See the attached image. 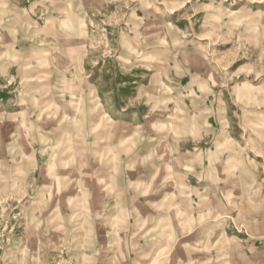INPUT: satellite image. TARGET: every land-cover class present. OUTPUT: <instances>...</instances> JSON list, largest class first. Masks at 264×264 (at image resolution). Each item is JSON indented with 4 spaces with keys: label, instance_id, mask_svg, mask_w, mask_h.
I'll list each match as a JSON object with an SVG mask.
<instances>
[{
    "label": "clouds",
    "instance_id": "clouds-1",
    "mask_svg": "<svg viewBox=\"0 0 264 264\" xmlns=\"http://www.w3.org/2000/svg\"><path fill=\"white\" fill-rule=\"evenodd\" d=\"M11 2L12 0H0V28L10 32L13 37L19 29L25 33L24 39L34 40L40 33L29 35L26 30L33 25H20L12 20L9 10ZM44 2L47 4L44 13L55 14L49 15L48 25L51 27L45 35L46 39L50 37L52 40L50 53L41 56L24 53L18 55L13 46H7V51L0 54V63L11 60L17 65L16 76L20 78L21 83L17 102L27 106L29 113L35 115L37 120L41 112L47 113L54 120L55 126L52 132L47 134L41 133L36 122H33L34 135L29 138L30 143L40 145L41 156L47 154L51 159L59 157V167H64V162L79 167L86 158H92L91 149L101 138L109 140V132L114 123L119 122L127 126L129 122H136L135 131L141 134L142 142L150 145L148 155L133 157L124 153L127 159L121 161V165L123 168L151 165L154 174L145 180L143 186L124 183L120 189L121 196L130 194L133 201L148 196L150 192L155 191L153 182L161 169H166L170 178L175 177L179 181L175 195L167 197L163 203L155 206L166 216L174 213L177 226L174 229L166 219L162 227L154 230L150 239L163 237L170 248L181 236L198 230L195 239L199 243L192 247L197 251H207L211 258L195 261L189 259L188 264H249L241 252L242 242L235 236L228 237L225 230L235 224L241 231L249 232L251 237L264 240V229L257 232L255 227L257 222L264 226V180H258L257 177V168H264V165H256L246 155L247 148H251L257 155H264V134L256 141L249 139L245 148H240L226 119H220V127L224 130L222 135H218L220 129L207 123L209 116H217V111L206 101L212 96V104L217 103L219 94L213 91L216 81L212 73H218L226 67L216 59L212 48L218 40H234V54L243 49L247 55L248 46L251 45L264 47V0H209L208 3L192 0V16L203 12L206 18L201 25L202 33L211 37L206 44L201 43L200 38L192 31L191 16L187 17L189 26L185 31L167 22V13L183 7L182 4H173L170 0H103L101 8L107 4H116V13L113 15L118 17L123 26H118L113 18L108 16L93 24L92 20L97 17L98 10L91 4L86 10L84 0ZM184 2L188 3L189 0ZM237 3L243 4L241 9L238 12L230 11L232 5ZM137 9L144 10V19L148 20L147 26L144 25V19L136 15ZM148 9H152V12L149 13ZM105 23L113 25L111 40L105 36ZM69 25L72 27L69 28ZM3 39L0 34V49L5 47ZM69 48L74 49L78 55L70 56ZM106 52L111 58L112 67L119 66L120 72L125 75L136 67L149 70L139 74L134 98L120 97L123 107L119 110L114 102V93L122 85L106 90L103 78L93 80L92 74L85 70L86 63L96 65L97 60L104 59ZM104 67L100 65V70L103 71ZM258 67L264 71V64ZM149 73H154L151 79ZM0 76L8 78V74L2 70ZM184 76L190 77L187 86L179 84V80ZM231 79L225 72L220 87L227 88ZM42 80L47 81L46 86L40 85ZM144 80H148V83L144 84ZM164 80L172 84V87L162 86ZM33 81L36 83L33 84ZM252 91L254 97L251 101L238 98L239 103H251L255 108H264V88ZM232 92L235 94V90ZM37 96L40 98L39 103ZM185 98L191 99V107L184 104ZM169 102L177 105V113L163 125L154 123L156 117H153L152 113L166 108ZM131 105H145L148 108L142 121L140 111L127 110ZM85 106L89 117L86 132L82 128ZM181 108L182 112L179 111ZM245 111L247 112V107ZM109 113L116 118L115 121ZM97 120H102V128L97 127ZM250 126L252 125L247 121L241 122L245 131ZM254 127L264 129V120ZM149 129L164 131L167 135L160 144L151 146V142L143 135L146 132L151 135ZM48 135L54 138L48 139ZM86 137L93 138L92 144L86 142ZM209 137L211 139H208ZM189 140L196 144L204 140L216 150L213 152L210 149H197L191 153L181 152V144ZM12 151H15L20 159L17 160L14 156L12 162L0 173V182L3 184V187H0V195L16 199L17 196L22 198L25 189L33 188L34 182H28L27 173L33 170L34 165L31 164L30 158L24 157L18 149ZM165 156L169 159L165 160ZM25 160H29V165L27 171H22L21 163ZM173 169L187 170L174 172ZM221 175L235 177V180L229 184L227 179H220ZM17 176L22 178L19 184L13 181ZM189 176L205 183L192 187L188 181ZM9 181H13L11 188L8 186ZM98 182L104 184L105 180L99 179ZM108 187L111 190L112 185ZM201 188L204 191H200ZM197 202L202 207L193 212L191 205ZM116 207H120L119 203ZM132 212H135L134 208ZM111 213L112 209L105 205L96 218L115 229ZM32 223L29 220V224ZM120 231L125 233L124 240L129 243V249L134 250L135 245L130 243L127 227ZM111 235L115 237L117 232L114 230ZM116 242L119 243V239ZM14 247L15 254L11 258H3L5 264H33L31 260L26 259L24 248L19 244H14ZM212 253L214 255H211ZM234 253L239 256L238 261L232 259ZM161 264H167V261L163 260Z\"/></svg>",
    "mask_w": 264,
    "mask_h": 264
},
{
    "label": "rangeland",
    "instance_id": "rangeland-1",
    "mask_svg": "<svg viewBox=\"0 0 264 264\" xmlns=\"http://www.w3.org/2000/svg\"><path fill=\"white\" fill-rule=\"evenodd\" d=\"M170 2L180 3L183 7L175 8L167 13V22L185 31L189 26L187 17L191 16L192 31L197 34L201 43L206 44L211 37L202 33L201 30V25L206 19L204 13L198 12L192 16L190 11L192 0L188 3L184 0H170ZM201 2L208 3L209 0H201ZM84 3L86 10L89 4L98 10L97 17L92 20L93 24L108 16L112 17L118 26H123L118 17L113 15L116 13V4H107L101 8L103 0H84ZM242 6V3L232 5L230 11L238 12ZM45 8L47 4L44 0H12L9 9L12 20L20 25H33L26 30L27 34L40 33V35L34 40H27L23 38L25 33L19 29L13 37L10 32L0 28V34L4 37L3 45H5L3 49H0V54L7 51V46H13L18 55L24 53L41 56L50 53L52 40L50 37L46 39L45 35L51 27L48 25L49 15L55 14L50 12L45 14ZM148 12H152V9H148ZM89 15L91 16V13ZM136 15L144 19L146 14L143 9H137ZM147 24L148 20L144 19V25L147 26ZM103 28L106 38L111 40L113 25L105 23ZM234 47L235 43L232 39L218 40L212 46L216 59L226 67L218 73H212L216 81L213 91L219 95L215 105L212 104V96L208 97L206 103L217 111V116H209L207 123L213 128L220 129L218 135H222L224 130L220 127V119H226L232 130L233 138L239 143L240 148H245L249 139L256 141L261 134H264V129L254 127L264 120V108H255L251 103L240 104L238 98L251 101L254 97L252 90L264 88V71L258 67L264 64V57H262L264 47L248 46L247 55L244 54L243 49L234 54ZM69 55L74 56L78 53L69 48ZM100 65L105 66L103 71L100 70ZM0 70L8 74V78L0 76V173L12 162L14 156L17 160L20 159L16 156V152L12 151L13 149L21 151L24 157L30 158L31 164L34 165L33 170L27 173L28 182H34L33 188L25 189L22 198L17 196L16 199H12L0 195V264H5L3 259L5 256L11 258L15 254L14 244H19L24 248L26 259L31 260L33 264H136V262L161 264L163 260H166L167 264H188L189 259L195 261L211 258L207 251H197L192 247L199 243L195 239L198 230L181 236L170 248L163 237L150 239L154 230L162 227L166 219L171 222L174 229L177 226L174 213L166 216L163 211H158L155 207L163 203L167 197L174 196L179 186V181L175 177L170 178L166 169H161L156 175L153 182L155 191L150 192L148 196L136 201L131 199L130 194L121 196L120 189L124 183L143 186L145 180L154 174L151 165L141 164L133 168H123L121 165V161L127 159L124 153L131 154L133 157L148 155L150 145L142 142L141 134L135 131L136 122H129L127 126L119 122L114 123L109 132V140L101 138L100 142L91 149L92 158H86L79 167L69 165L67 162H64V167H59V157L51 159L47 154L41 156L39 154L40 145L30 143L29 139L34 135L33 122H36L41 133L47 134L52 132L55 126L54 120L43 112L37 120L35 115L29 113L27 106L17 102L21 83L20 78L16 76L17 65L14 61L0 63ZM85 70L92 74L93 80L103 78L106 90L116 89V85H122L114 93V102L118 110L123 107L120 97L134 98L137 82L140 79L139 74L149 72L144 67H136L131 73L125 75L120 72L119 66L112 67V61L107 52L104 53L103 60H97L96 65L86 63ZM191 70L194 71V69ZM225 72L232 79L227 88H221ZM153 74L149 73V79ZM35 83L33 81V84ZM39 83L41 86L47 85V81L42 80ZM143 83L147 84L148 80H144ZM189 83L190 77L188 76L179 80L181 86H187ZM162 86L171 88L172 84L164 80ZM232 90H235V94ZM36 100L39 103V96ZM101 103H103V96H101ZM184 104L191 107V99L185 98ZM245 107H247V112ZM127 110L140 111L142 121L143 114L147 113L148 108L145 105H131ZM177 111V105L169 102L166 108L152 113V116L156 117L153 122L163 125ZM179 111L182 112L183 109ZM249 113L255 114L250 115ZM108 115L114 121L116 120L111 113ZM242 121H247L252 126L245 131L241 127ZM88 122L89 117L85 106L82 121V128L85 132L88 129ZM96 123L98 128H102V120H97ZM148 132L151 135L147 132L143 135L147 141L151 142V146L160 144L167 135L164 131L157 132L149 129ZM47 138L53 139L54 136L48 135ZM92 140V137H86L88 144H92ZM197 149L200 151L210 149L213 152L216 150L204 140H200L198 144L189 140L187 143H182L180 147L181 152L187 153ZM158 154L162 155V153ZM246 155L256 165H264V155H257L251 148L246 149ZM225 156L227 157V153ZM164 159L168 160L169 157L165 156ZM204 163L207 165V160ZM28 165L29 160L23 161L21 170L27 171ZM186 170L173 169L174 172ZM257 177L258 180H264V168H257ZM21 179L17 176L13 178V181L19 184ZM99 179H104L105 183L100 184ZM220 179H227L231 184L235 177L221 175ZM13 181H9V188L13 186ZM188 181L192 187L205 183V181H197L192 176L188 177ZM109 185H112L111 190H109ZM225 186L222 185V187ZM0 187H3L2 182H0ZM199 190L204 191L203 188ZM118 203L119 208L116 207ZM105 205L112 209V224L115 225V229L112 225L96 218L97 213ZM201 207L197 202L191 205V210L196 212ZM29 220L33 222L31 225ZM126 227L130 243L135 245L134 250L129 249V243L124 240L125 233L120 231ZM255 227L257 232L264 229L259 222ZM114 230L117 232L115 237L111 235ZM225 231L228 237L235 236L242 242L241 252L249 264H264V240L251 237L249 232L241 231L235 224ZM117 239L119 243L116 242ZM232 259L238 261L239 256L234 253Z\"/></svg>",
    "mask_w": 264,
    "mask_h": 264
}]
</instances>
